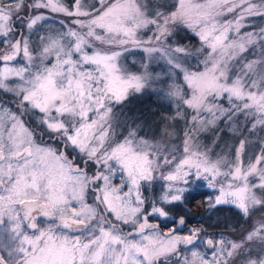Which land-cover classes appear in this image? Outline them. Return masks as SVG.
<instances>
[{
  "label": "snow or ice",
  "instance_id": "snow-or-ice-1",
  "mask_svg": "<svg viewBox=\"0 0 264 264\" xmlns=\"http://www.w3.org/2000/svg\"><path fill=\"white\" fill-rule=\"evenodd\" d=\"M0 233V264H264V0H0Z\"/></svg>",
  "mask_w": 264,
  "mask_h": 264
},
{
  "label": "trees",
  "instance_id": "trees-1",
  "mask_svg": "<svg viewBox=\"0 0 264 264\" xmlns=\"http://www.w3.org/2000/svg\"><path fill=\"white\" fill-rule=\"evenodd\" d=\"M192 43H196V41L193 40ZM144 103H147V100H145V101L142 102V103H136V104L132 105V109H133V111H136V110L142 108V107L144 106ZM152 107H153V108H156L157 106H156L155 104H153ZM160 111H161V112H166V109L161 108ZM254 138H255V137H254ZM208 140H211V139H208ZM209 142H210V141H209ZM222 143L232 144V143H233V139H232L231 136H229L227 133H225V134H223V136H222V139H221V141H220V145H221Z\"/></svg>",
  "mask_w": 264,
  "mask_h": 264
},
{
  "label": "rangeland",
  "instance_id": "rangeland-1",
  "mask_svg": "<svg viewBox=\"0 0 264 264\" xmlns=\"http://www.w3.org/2000/svg\"><path fill=\"white\" fill-rule=\"evenodd\" d=\"M166 111H167V109H166ZM251 139H255V138H254V137H251ZM209 141H210V142H209ZM207 142L210 144V143H211V140H208ZM224 144H225V143H222L220 146L223 147ZM0 235H3V236L6 237V234L0 233Z\"/></svg>",
  "mask_w": 264,
  "mask_h": 264
}]
</instances>
